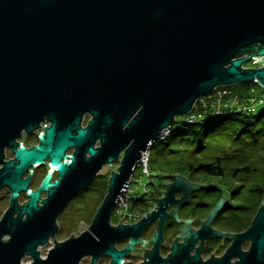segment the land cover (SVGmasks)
Segmentation results:
<instances>
[{
  "label": "water",
  "instance_id": "obj_1",
  "mask_svg": "<svg viewBox=\"0 0 264 264\" xmlns=\"http://www.w3.org/2000/svg\"><path fill=\"white\" fill-rule=\"evenodd\" d=\"M253 58L260 67H242ZM240 82L264 88V0H0V190L10 193L0 218V264H20L25 255L29 264H79L86 256L89 264L102 256L122 264L147 241L139 237L156 218L152 247L135 248L148 250L137 264H264V203L245 230L227 234L232 241L221 256L200 258L204 238L222 234L210 224L223 199L199 229L186 223L182 241L159 254L164 219L175 215L167 205L201 187L177 174H167L171 181L154 210L132 224L110 222L159 133L198 97ZM42 122L38 142L22 145L21 134ZM121 152L87 229L54 239L42 257L38 247L54 236L59 213ZM45 162L57 177L50 180V168L30 189L31 169ZM121 239L128 241L117 249Z\"/></svg>",
  "mask_w": 264,
  "mask_h": 264
},
{
  "label": "trees",
  "instance_id": "obj_2",
  "mask_svg": "<svg viewBox=\"0 0 264 264\" xmlns=\"http://www.w3.org/2000/svg\"><path fill=\"white\" fill-rule=\"evenodd\" d=\"M229 87L241 95H249L252 91L260 89L255 82L234 83ZM149 149L147 162L149 172L161 171L162 173L178 174L185 176L191 182L198 180V178L194 179V175L197 174L196 176H200V179L212 180L217 184L214 187L202 185L199 188L201 193L198 192L197 195L191 196L192 199L196 198L194 200L196 202H192L185 208L182 216H193L197 210L201 211V209L207 208L198 221L205 219L213 209L212 207L225 196L222 195V187H225L228 191V198H224L225 203L213 217L214 227L234 233L241 232L248 227L255 213V206L258 207L260 199L264 197V173L262 175L257 173V162L249 161L254 153L264 151V108L249 114L231 113L209 121L175 122L171 125L170 133L165 140H157ZM197 156L206 157L208 160H199ZM176 161H179L181 166L177 167L179 163ZM234 161L235 164L227 167V162L230 164ZM174 164L176 165L174 166ZM236 171H240L244 175L240 179H252L246 193H241L239 190L241 184L224 183L226 182L224 180L232 178ZM256 175H258V179L254 180ZM104 176L97 175L68 204L72 205L87 191L97 190L100 186V178ZM199 183L201 182L199 181ZM210 190L211 192H208ZM207 192H214L212 194L216 197L211 204H206L204 201ZM246 195L251 199L249 203L237 202L235 205L231 203L235 199L241 200ZM229 207L233 209L246 207L250 212H248V216H251L244 215L243 219L248 217V223L245 224L243 220L236 228L231 229L230 223L233 221L229 220V214L226 212ZM241 224L245 226L242 227ZM123 264L127 263L124 261Z\"/></svg>",
  "mask_w": 264,
  "mask_h": 264
},
{
  "label": "rangeland",
  "instance_id": "obj_3",
  "mask_svg": "<svg viewBox=\"0 0 264 264\" xmlns=\"http://www.w3.org/2000/svg\"><path fill=\"white\" fill-rule=\"evenodd\" d=\"M263 59V58H262ZM255 60H247L242 64L243 68H250V67H260L261 65L257 64L256 62H254ZM221 87H225L229 90H232L229 85H220L217 86L213 93H216L218 88ZM233 91V90H232ZM233 93H235V91H233ZM237 93V92H236ZM210 94V93H208ZM207 94V95H208ZM199 106L201 107V103L199 101V99L197 98L194 102V104L192 105V107L190 108L189 112L187 114L184 115H177L175 116V121L171 124L173 125L175 122H180V121H184L186 120L187 116L190 113H193L195 111H197V109H199ZM262 108H264L263 106L260 107H256V111L258 112L259 110H261ZM200 110V109H199ZM89 119L88 115H85L83 117L82 120V124L85 125L87 120ZM43 123V122H42ZM42 131V128L38 129L37 132H39L37 135H29L25 136L24 138L20 137L18 138L19 141H21L22 145L25 146H32L35 145L38 141V135L40 134V132ZM161 141V140H160ZM98 145V142H96L95 146ZM148 149L146 151L147 153V159H146V166H147V162H148V153H149ZM72 152V149H71ZM70 151H68V153H71ZM5 159H11L13 157L11 151L9 148H5ZM122 157V152L120 153V155L118 156V159L116 161H114L111 165L110 164H104L102 166V168L98 171V175H105L104 177L100 178V186L97 188V190H93V191H87V193L85 195H83L81 198H77L74 203L72 205L67 204L64 209L59 213L58 217H57V231L55 232L54 236L49 238V241L43 245H40L38 247L39 253L42 257H45V255L47 254V251L49 248H51L53 246V241L55 239V241H62L70 236H75L77 234H79L80 232H82L83 230L87 229V227L89 226L91 219L93 218L98 206L100 205L101 201L103 200L106 191H107V186H108V179L110 177V174L112 171H115L116 168L119 166V162L120 159ZM199 160H204L207 159L206 157H201V156H197ZM250 162L256 163L258 164V171L257 173L259 174H263L264 173V151H257L256 153H254L250 158H249ZM175 163V162H174ZM176 163H179V165L177 164V167L181 166L179 161H176ZM227 167L231 166V164H235L234 162H231L230 164L227 162ZM176 164H174L175 166ZM142 169H143V164H138L133 168L132 174H131V179H130V183H129V187L131 190V193H143L144 192V184L148 182V189L151 193V196H149V200L146 204H141V205H137L135 206V208L132 211V215L129 216V214L127 215L128 217H123L118 209L120 210V207L124 208L123 204L121 202H119V205H116L115 210L113 209L111 218H110V222L114 225L120 223H128V224H132L137 222L139 219L142 218L143 215H145L146 213H148L151 210H154L156 208V203H154L153 200H151V198L153 197V194L156 192V189L159 191L164 190L165 188V184L164 183H168L171 181L170 175H165L168 173H162L157 172V173H152L153 175V182L148 179L147 177L142 173ZM173 174V173H170ZM43 175V169L42 167L39 168H35L32 171V175H31V179H32V184L30 189H34L37 187V185L40 184V180L42 178ZM178 175V174H177ZM197 174L194 175V179L196 180L198 178V182L196 181H189V179H187L185 176L184 177L189 183H194V184H201V186L203 185L204 187H214L216 184L215 181L212 180H203V178L200 179V176H196ZM242 172L240 171H236V173L232 175V178H226L224 181L225 184L230 183V184H235V185H240L239 190L241 191V193H246V189L248 187V184L250 182H252V179H240V177H242ZM26 176V175H25ZM244 176V175H243ZM258 175H256L255 179H258L257 177ZM152 178V177H151ZM200 179V180H199ZM138 180V181H135ZM199 181L201 183H199ZM105 185V186H104ZM222 195H225L222 199L224 200L228 198V191L226 190L225 187H222ZM194 194L197 195L198 192L201 193L200 189L197 191H193ZM208 192H211L208 191ZM207 192V193H208ZM214 193V192H212ZM212 193H208L207 197L204 199L206 204H211L213 202V200L216 198ZM9 191L6 188H3L0 190V218L3 214V212L7 209L8 204H9ZM193 194V195H194ZM160 195V193H159ZM162 197V196H161ZM196 198H193V201ZM27 200V196L25 193H20L19 197H18V202L19 203H23ZM251 201V199L249 198L248 195H246L245 197L243 196V198L241 200L235 199L233 200V205H235L237 202H244V203H249ZM225 202V201H224ZM261 203H264V197L260 199V203L258 205V207L260 206ZM134 204V203H133ZM257 206H255V213L258 209ZM213 208V207H212ZM257 208V209H256ZM129 210V208H127ZM200 209V208H199ZM207 208H203L200 210H197V212L193 215L194 218L198 219L203 211H205ZM131 210V209H130ZM229 214V220L233 221L230 223V228L232 229L233 227H237L239 225L240 222H242L244 220L245 224L248 223V212L249 210H247V208H241V209H233V208H228V210L226 211ZM250 213V212H249ZM254 213V215H255ZM209 214V213H208ZM205 215V214H204ZM247 215L248 217L243 219V216ZM253 215V216H254ZM207 216V215H206ZM198 226V225H197ZM242 227H244L245 225H242ZM249 226V225H248ZM241 227V228H242ZM155 230V224H150L147 229L143 232V234L140 236L141 240H147L144 243H140V244H135L134 245V250L132 252V256L125 258V262L127 264H137L140 261H142L145 258H142L143 253L145 252L144 249H135V248H145V249H150L152 246L149 243V239L152 236L153 232ZM173 238V232L171 231L170 228L166 229L165 231V243L167 245H165V248L161 250V255L163 257H165L169 252V246H170V242L171 239ZM127 239H121L119 241H117L115 243V247L117 249H121L123 248L126 243H127ZM230 241H226L224 243V245H221L219 247L218 250H214L213 248H211L210 250L206 251L205 253L202 254L204 259H207V257H209L210 255H215V256H220L221 254H223V252L226 249V246L228 247ZM249 246V240H246L242 245L241 248L243 250H246ZM89 256L84 257L83 259H81V261L79 262V264H89ZM31 262V257L29 255H25L22 259H21V263L20 264H29ZM109 263V258L102 256L99 258L98 263L97 264H108Z\"/></svg>",
  "mask_w": 264,
  "mask_h": 264
},
{
  "label": "built area",
  "instance_id": "obj_4",
  "mask_svg": "<svg viewBox=\"0 0 264 264\" xmlns=\"http://www.w3.org/2000/svg\"><path fill=\"white\" fill-rule=\"evenodd\" d=\"M252 60L257 61V58H253ZM257 63V62H256ZM217 87V86H216ZM215 87V88H216ZM214 88V89H215ZM214 89L209 92L210 94H204L200 97H198L201 107L199 106V109L197 111L190 113L186 118L188 122H196V121H209L212 119H215L217 117L241 112L245 114L253 113L256 110V107H260L264 105V88L260 86L259 90L252 91L249 95H241L239 93H233L232 90H229L225 87H219L216 93ZM46 123H41V128ZM171 130V125L167 126L165 129H163L159 136L156 138L154 142L157 140H165V138L169 135ZM153 142V143H154ZM152 143V144H153ZM151 144V145H152ZM146 159H147V153H145L141 160L136 164H143L142 173L147 177V180L150 179L153 182V175L151 172H149L147 166H146ZM152 177V178H151ZM131 179V176H130ZM130 179L128 180L125 193L123 196H120L115 204L119 205L121 202L125 209L120 207V210L118 209L119 213L123 217H128L132 215L133 211V203L139 200L140 198L144 196H148L149 189H148V182L144 184V192L143 193H131L129 183ZM138 181V180H135ZM149 181V180H148ZM114 207V210H115ZM129 208V210L127 209ZM131 209V210H130Z\"/></svg>",
  "mask_w": 264,
  "mask_h": 264
},
{
  "label": "flooded vegetation",
  "instance_id": "obj_5",
  "mask_svg": "<svg viewBox=\"0 0 264 264\" xmlns=\"http://www.w3.org/2000/svg\"><path fill=\"white\" fill-rule=\"evenodd\" d=\"M39 132H33V133H31V134H29V135H32V134H34V135H37ZM25 136H28V134H26V133H22L21 134V136L20 137H22V138H24ZM38 141V140H37ZM21 142V141H20ZM68 151H70L71 152V149H69ZM68 151H67V153H68ZM69 154V153H68ZM39 167H42V169H43V175H42V178L44 177V175L48 172V171H50V168H49V165H48V163L47 162H45L44 164H42V165H40V166H38V167H35V168H39ZM34 168V169H35ZM32 171H33V168L31 169ZM98 175V174H97ZM96 175V176H97ZM167 175V174H166ZM95 176V177H96ZM25 177V176H24ZM57 177V173L54 171L53 173H51V178H50V180L51 181H53L55 178ZM94 177V178H95ZM42 178H41V180H42ZM40 180V181H41ZM92 182V181H91ZM90 182V183H91ZM89 183V184H90ZM31 184H32V179H30V182H29V188L31 187ZM38 186V185H37ZM148 186H150V185H148ZM164 190H165V188H164ZM164 190H162V191H159V189L158 190H156V192L153 194V197L151 198V200H153L154 201V203H156L157 204V199L158 198H160L161 196H163V193H164ZM194 190H191V191H189V193H188V195H187V199L186 200H184V201H182L181 203H179L178 205H176V206H174L173 204H168L167 205V207H166V213H171L172 212V210H174V213H175V215L174 214H170V215H168L167 217H165V219H164V222H163V229H162V240H161V244H160V247H159V254L161 255V250L162 249H164L165 248V245H167L166 243H165V231H166V229H168V228H170L171 229V231L173 232V238L171 239V242H170V246H169V251L168 252H170V247H171V244H172V242L174 241V240H176L177 239V241L178 242H181L182 241V238H178L180 235H185L186 233H184L183 232V229H185V226H186V223H188L189 224V226H190V228L192 229V230H197V229H199V227L202 225V222H203V220L204 219H201V220H199L198 221V219H196V218H194L193 216H182V213L185 211V208H187L192 202H194V201H192L193 199L191 198V196L194 194V192H193ZM159 193H160V195H159ZM46 195V192L45 191H42L41 192V194H40V198H42V197H44ZM149 196H151V193H150V191H149V194H148V196H144V197H142V198H140L139 200H137L136 202H134V204H133V208L132 209H134L135 208V206H137V205H141V204H146L147 202H148V200H149ZM181 196H182V193L181 192H176L175 193V195H174V197L176 198V199H180L181 198ZM70 202V201H69ZM68 202V203H69ZM196 202V201H195ZM194 202V203H195ZM213 220V219H212ZM157 223H158V218H156V219H154V220H152L151 222H149L148 223V225L146 226V228L143 230V232L147 229V227L151 224H155V230H156V227H157ZM198 225V226H197ZM210 227L212 228V229H215V230H218V231H220L222 234L220 235V236H209V237H206V238H204V240H203V242H202V246H201V251H200V258L202 259V260H205L204 258H203V256H202V254L203 253H205L206 251H208V250H210L211 248H213L214 250H218L219 249V247L221 246V245H224V243L228 240V241H230V243L229 244H231V238H229L228 236H227V234H232V233H234V232H231V231H228V230H221V229H217L216 227H214V225H213V221L211 222V224H210ZM155 230H154V232H155ZM143 232L141 233V235L143 234ZM154 232H153V234H154ZM152 234V235H153ZM140 235V236H141ZM151 238V237H150ZM139 239H140V237H139ZM128 240V239H127ZM141 240V239H140ZM246 241V240H245ZM244 241V242H245ZM243 242V243H244ZM149 243H150V241H149ZM242 243V244H243ZM137 244H140V243H137ZM198 244H199V240L195 243V245H194V248H193V250L191 251V253H193L194 252V249L198 246ZM241 244V245H242ZM150 245L152 246V244L150 243ZM229 246V245H228ZM226 248H227V246H226ZM242 249V248H241ZM134 250V249H133ZM133 250L131 251V253H130V255L128 256V257H130V256H132L133 254H132V252H133ZM243 250V249H242ZM148 251V250H147ZM147 251L144 253V255L142 256V258H145V254L147 253ZM222 255V254H221ZM220 255V256H221ZM162 256V255H161ZM212 256H215V255H210L209 257H212ZM128 257H126V258H128ZM209 257H207V258H209ZM216 257H218V256H216ZM125 260H123V262H124ZM123 264V263H122Z\"/></svg>",
  "mask_w": 264,
  "mask_h": 264
},
{
  "label": "bare ground",
  "instance_id": "obj_6",
  "mask_svg": "<svg viewBox=\"0 0 264 264\" xmlns=\"http://www.w3.org/2000/svg\"><path fill=\"white\" fill-rule=\"evenodd\" d=\"M49 168H51V173H53L54 170H55V168L54 167H51V166H49Z\"/></svg>",
  "mask_w": 264,
  "mask_h": 264
},
{
  "label": "clouds",
  "instance_id": "obj_7",
  "mask_svg": "<svg viewBox=\"0 0 264 264\" xmlns=\"http://www.w3.org/2000/svg\"><path fill=\"white\" fill-rule=\"evenodd\" d=\"M122 263H123V261H122Z\"/></svg>",
  "mask_w": 264,
  "mask_h": 264
}]
</instances>
